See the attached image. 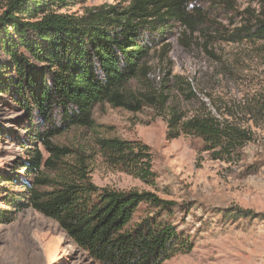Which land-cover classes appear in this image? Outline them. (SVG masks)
Here are the masks:
<instances>
[{
    "label": "rangeland",
    "instance_id": "374dc122",
    "mask_svg": "<svg viewBox=\"0 0 264 264\" xmlns=\"http://www.w3.org/2000/svg\"><path fill=\"white\" fill-rule=\"evenodd\" d=\"M130 1L72 0L61 12L82 15L103 4L122 9ZM7 2L0 0V16ZM195 3L208 12L214 28L199 27L191 32L176 24L161 41L151 44L147 76L130 81L137 93L166 95L164 110L151 103L139 111L97 103L93 126H74L51 138L70 152L55 168H44L43 175L55 187L64 181L89 182L113 191H151L176 201L180 207L174 214L160 213L142 202L130 223L134 227L146 216L157 215L190 236L193 248L164 264H264V39L224 38L225 33L262 16L263 6L260 0ZM203 112L249 132L251 139L237 151V158H213L203 150L201 137L180 129L179 134L169 136L172 114L186 121ZM33 121L38 124L36 118ZM29 125V116L21 106L0 92V174L16 176L15 180L0 178V208L11 211L12 219L0 223V264H101L53 218L32 207L16 210L4 203L9 191L26 194L33 183L34 174L18 171L15 162L24 157L22 143ZM102 138L147 145L150 174L138 176L129 167L114 163L101 148ZM29 146L42 149L46 158L50 156L37 140ZM40 189L53 186L40 185ZM236 208L259 216L227 217L228 211L236 212Z\"/></svg>",
    "mask_w": 264,
    "mask_h": 264
},
{
    "label": "trees",
    "instance_id": "16d2710c",
    "mask_svg": "<svg viewBox=\"0 0 264 264\" xmlns=\"http://www.w3.org/2000/svg\"><path fill=\"white\" fill-rule=\"evenodd\" d=\"M194 1L131 0L126 8L103 4L78 15L61 12L72 0H8L0 16L4 55L0 59V92L21 106L30 120L22 143L24 157L16 158V168L34 174L26 194L9 191L3 201L16 210L32 207L53 218L101 264H164L179 253H188L193 248L190 236L169 220L149 215L130 226L142 202L167 214H174L180 205L151 191H113L89 182L64 181L55 187L44 177L43 169L55 168L70 149L54 144L51 138L74 126H93L97 103L108 102L131 111L151 103L163 111L166 95L137 93L130 81L147 76L151 44L161 41L176 24L191 32L199 27L214 28L208 12ZM260 2L262 16L230 34L224 32L225 39H264V0ZM168 124L173 128L169 136L179 134L180 129L201 137L203 150L215 159L237 158V151L251 139L237 123L221 121L211 112L186 121L174 113ZM34 140L43 143L48 158L42 149L29 146ZM100 145L114 163L129 167L138 176L150 174L147 145L117 138H102ZM0 178L15 180L16 176L3 173ZM46 184L53 189L41 190L40 185ZM10 213L0 208V223L10 222ZM231 214L259 216L237 208L228 211L227 217Z\"/></svg>",
    "mask_w": 264,
    "mask_h": 264
}]
</instances>
